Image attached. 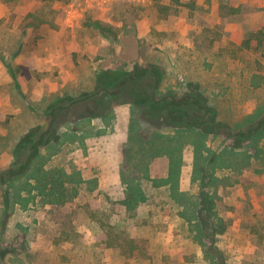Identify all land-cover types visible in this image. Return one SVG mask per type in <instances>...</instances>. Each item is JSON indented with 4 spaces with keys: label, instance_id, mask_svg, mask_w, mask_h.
Segmentation results:
<instances>
[{
    "label": "rangeland",
    "instance_id": "obj_1",
    "mask_svg": "<svg viewBox=\"0 0 264 264\" xmlns=\"http://www.w3.org/2000/svg\"><path fill=\"white\" fill-rule=\"evenodd\" d=\"M189 3L0 0V264H264V130L241 135L264 117V44L246 43L264 0ZM141 65L157 83L113 97ZM184 94L210 111L171 108ZM41 133L64 202L1 175ZM95 213L139 256L100 242Z\"/></svg>",
    "mask_w": 264,
    "mask_h": 264
},
{
    "label": "trees",
    "instance_id": "obj_2",
    "mask_svg": "<svg viewBox=\"0 0 264 264\" xmlns=\"http://www.w3.org/2000/svg\"><path fill=\"white\" fill-rule=\"evenodd\" d=\"M8 1V0H3ZM171 3L180 4L181 0H169ZM194 0H190L189 6H192ZM24 26L31 27L32 29H37L41 27L45 21L33 14L28 13L25 16ZM250 40H254L257 45L264 44V32L257 31L250 38L246 40V43ZM159 69L154 65H141L135 67L130 73L124 74L115 83L114 90L110 93L114 97L122 86L126 85L128 82H135L143 77L150 75L154 78L155 83L159 79ZM169 105L171 108L183 109L187 107H194L195 109L201 111L203 114L208 113L209 107L202 103L201 99L197 96L190 94H184L177 98L172 97ZM264 130V117L260 118L254 126H251L247 131L242 132L241 135L244 137L252 136L257 131ZM44 142V133H41L38 138H36L29 147V152L27 153L24 161L18 167H9L7 170L3 171L1 175L9 176L10 179H16L19 177H31L34 180L33 187L38 189V192L50 201L58 200V202H64L62 196H65L64 185H62L63 180L61 177H66V174L61 171H53L51 174L47 171H43L40 166L37 165L36 160L39 157V147ZM36 163V164H35ZM49 185V188L46 186ZM64 194V195H63ZM57 196V199H56ZM53 202V201H52ZM125 203V200L122 201ZM94 217V214L91 215ZM107 217L101 214L95 213V221L98 222L101 227V231L97 234V239L104 243L107 247H115L120 250V252L127 258L138 257L141 250V241L139 238L129 236L127 234L118 232L114 229V226L107 221ZM200 219V218H199Z\"/></svg>",
    "mask_w": 264,
    "mask_h": 264
}]
</instances>
